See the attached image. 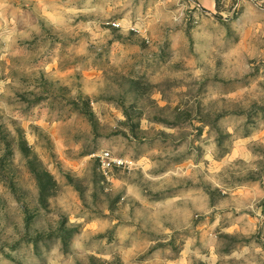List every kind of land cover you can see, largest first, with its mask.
Masks as SVG:
<instances>
[{"label": "clouds", "instance_id": "clouds-1", "mask_svg": "<svg viewBox=\"0 0 264 264\" xmlns=\"http://www.w3.org/2000/svg\"><path fill=\"white\" fill-rule=\"evenodd\" d=\"M0 264H264V0H0Z\"/></svg>", "mask_w": 264, "mask_h": 264}]
</instances>
